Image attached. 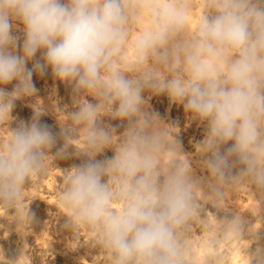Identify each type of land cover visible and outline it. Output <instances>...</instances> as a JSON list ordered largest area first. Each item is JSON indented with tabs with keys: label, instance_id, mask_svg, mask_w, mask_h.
I'll use <instances>...</instances> for the list:
<instances>
[{
	"label": "clouds",
	"instance_id": "obj_1",
	"mask_svg": "<svg viewBox=\"0 0 264 264\" xmlns=\"http://www.w3.org/2000/svg\"><path fill=\"white\" fill-rule=\"evenodd\" d=\"M191 9L188 0H0V124L13 119L17 100L36 94L34 72L51 69L72 87L76 106L62 111L58 133L40 123L46 110L37 103L30 125L9 129L0 207L14 211L13 221L29 222L23 191L46 174L60 143L57 156L73 149L82 158L65 171L64 227L94 232L112 264H225L221 247L240 241H250L248 264H264L261 228L236 211L217 218L205 210H226L229 190L244 184L264 198V0H207L194 30ZM21 25L22 55L13 34ZM145 91L167 94L206 122L196 149L207 176L194 175L175 128L147 110ZM106 149L113 157L98 160Z\"/></svg>",
	"mask_w": 264,
	"mask_h": 264
},
{
	"label": "rangeland",
	"instance_id": "obj_2",
	"mask_svg": "<svg viewBox=\"0 0 264 264\" xmlns=\"http://www.w3.org/2000/svg\"><path fill=\"white\" fill-rule=\"evenodd\" d=\"M206 2L207 0H188L192 6L189 17L190 30L195 29L205 10ZM21 29L22 25L13 30V34L19 37L18 43L21 47H17L16 51L20 55L23 54ZM33 63L34 60L28 61L27 68L31 69ZM32 79L37 89L36 94L17 100L11 112L13 119L9 124L7 122L0 124V148L10 137L9 129L16 128L20 122L31 124L34 104H42L45 108L40 123L51 127L55 133L60 131L58 120L64 121V113L76 110L72 87L55 78L51 69L44 76L34 72ZM14 84L15 81L4 87L11 91ZM143 95L147 100V110L157 114L163 123L175 128L174 136L181 146L182 153L189 156L194 175L207 176V170L201 164L202 157L196 149V145L206 135V122L191 119V114L185 111L183 105L173 102L167 94L154 95L145 91ZM86 99L95 102L91 96ZM103 122L115 127L117 134L124 131V125L119 120L104 117ZM59 147L60 143L50 150L49 154L54 158L49 157L46 161L48 169L46 174L34 177L23 191L24 207L29 209V222L17 224L13 221L14 211L0 207V264L18 259L20 253L17 264H112L109 253L99 243L94 232L84 226L73 229L64 227L66 210L61 207L59 200L65 184V171L80 165L82 158L73 155V149H70L66 156H57ZM113 155L112 149H106L96 158L103 160ZM223 207L227 209L217 211L211 205H205V210L214 213L217 218L225 216L230 218L234 211L243 214L254 223V230L261 228L258 233V245L264 248V198L256 195L250 185L244 184L229 190L227 203ZM208 219L212 223L215 222L211 213H208ZM204 235L199 223L194 225L191 240L198 254L203 243L201 237ZM249 244L250 241H240L222 246L220 251L226 257L225 264H248L243 249ZM256 247L257 243H253L250 250H255Z\"/></svg>",
	"mask_w": 264,
	"mask_h": 264
},
{
	"label": "bare ground",
	"instance_id": "obj_3",
	"mask_svg": "<svg viewBox=\"0 0 264 264\" xmlns=\"http://www.w3.org/2000/svg\"><path fill=\"white\" fill-rule=\"evenodd\" d=\"M193 27V26H192Z\"/></svg>",
	"mask_w": 264,
	"mask_h": 264
}]
</instances>
